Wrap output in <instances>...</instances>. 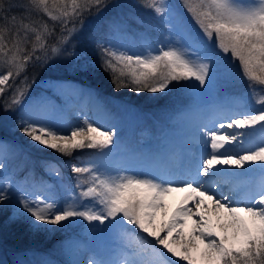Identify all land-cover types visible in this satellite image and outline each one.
Here are the masks:
<instances>
[{
  "label": "snow or ice",
  "instance_id": "obj_1",
  "mask_svg": "<svg viewBox=\"0 0 264 264\" xmlns=\"http://www.w3.org/2000/svg\"><path fill=\"white\" fill-rule=\"evenodd\" d=\"M181 4L196 28L166 0H143L142 7L170 29L165 46L154 51L149 46L143 54L104 37L95 41L94 56L115 91L159 94L182 81L207 91L218 76L228 80L235 75L247 85L245 96L257 97L254 104L245 102L226 122L205 127L204 148L181 176L112 175L95 163L81 166L66 161L80 191L77 196L65 187L69 196L63 202L13 186L8 177L0 176V206L12 208L10 222L44 232L80 219L107 223L127 239L122 260L90 264H264V0H181ZM107 7L109 0H0V103L6 111L22 104L29 87L22 74L29 65L47 64L65 53L80 59L74 38L82 36L88 16L99 18ZM19 129L36 150L46 148L65 157L82 149H97L104 155L115 144V132L88 120L63 130L22 118ZM257 134L259 143L237 150L242 137L251 141ZM8 148L9 143L0 139V152ZM48 167L54 175H62L55 163ZM255 171L261 174L260 182L242 199L212 191L225 184L231 196H238L237 182ZM174 194L183 195L170 203ZM189 222L191 229L185 232Z\"/></svg>",
  "mask_w": 264,
  "mask_h": 264
},
{
  "label": "rangeland",
  "instance_id": "obj_2",
  "mask_svg": "<svg viewBox=\"0 0 264 264\" xmlns=\"http://www.w3.org/2000/svg\"><path fill=\"white\" fill-rule=\"evenodd\" d=\"M177 1H180L179 3L182 8L176 7L175 0H166V3L173 5L176 11L182 14L186 22L192 24V26L196 28L197 26H195L194 22L191 20L190 14L183 8L181 0ZM86 20L87 23L96 26L97 17L95 15H91ZM160 22L161 27H155L151 33L128 24L130 25L129 29L131 33H124V31L127 30L122 27L121 30L115 33V44L126 45L132 50L143 54H147L149 46H151V50L153 51L161 46H165L170 29L162 22V18ZM69 50L71 49L69 48ZM52 60L47 64H42L41 67L51 69V71H54L57 67L60 68V70L64 68L63 71H59L58 73H69L74 77H76L77 74H82L87 69V67L85 68L83 66L86 64L85 62H79L80 59L77 60L68 55L58 59L59 62L65 60L66 64L60 63L57 65ZM99 73L103 74V72ZM107 76L111 81L109 74H107ZM107 79L108 78L105 80ZM28 83L29 87L20 106L6 111L5 108H3L4 106L2 107L3 103H0V129L6 135L8 139L7 142L9 143V148L5 151L6 155L4 160L0 161V163L5 165V169L0 171V176L8 177L12 181L13 186L19 184L31 192L38 190L40 191L39 194L51 196L63 202L69 196V193L65 191V187H70L77 196L79 195L80 189L76 188L77 177L75 174L71 173L70 168L66 166L65 162L67 159L62 160V158H66L65 156L55 153L50 149L42 148L41 150H36V148L32 147L34 142H31L28 137L22 135L19 129V121L22 118L24 120H31V117L34 116V118L40 122V118H37V112L48 108L51 110L52 114V116L47 118V122L50 125L67 130L70 127L82 124L83 118L75 119L78 117L74 114L76 111L67 112L63 110L64 108L62 106L63 96L67 94L70 96L74 93V95L70 97L73 98L72 100H77V97H79L78 90L80 89L76 84H70V86L65 88L63 82H56L48 78L38 81L29 79ZM191 83L192 82L183 81L180 83L173 82L172 85H170V90L165 93H149L150 99L160 102V99L158 97L156 98V96L169 95L171 89L174 87L176 88L175 97H172L173 99L170 102H176L177 105L181 102L185 103L183 106L178 105L177 107H170L163 110V118L157 120L153 117L155 120L150 122L145 118L148 114H144L134 107V99L130 97L128 89L124 92V96L122 97L124 99L120 100V102L111 98H109V100L107 99V102L114 106V110L110 108L107 102L98 100L95 91L89 93L91 96L90 98L94 100L92 104L93 108L90 112L93 113V117L98 121L108 123L111 126L109 130L115 132V144L111 150H104V155L97 149L77 150L74 153L77 154V156L79 155V157H76L79 159H76L77 162H72L79 163L81 166L95 163L102 171H106L112 175L127 174L152 177L154 171L153 167L155 165L153 155L159 154L156 148L153 149L155 147L154 145L158 143L159 145L160 143L165 144L167 140L176 143L178 139L175 137V132L186 137L183 133V128L186 127L188 123L193 122L194 119H197L200 115H203L205 112L204 110H209L214 107V105H218L215 103L219 101L224 100L223 102H226L227 100H233L235 105L243 106V102L248 101V99L251 98L252 101H255L257 98L245 96L247 85L246 83L245 85L241 83L235 75L228 80H225L222 76H218L217 82L214 85H209L207 91L204 89L187 87V85ZM101 87L108 90L106 85ZM237 93L239 94L237 95ZM230 94H236L237 96L225 98ZM136 96H138V94H136ZM194 103H196V105ZM256 106L260 107L259 105ZM34 108L35 110L37 109L36 112ZM167 110L170 111L167 112ZM4 111H6V114L2 116L1 113ZM152 128H154L155 131H153ZM50 159L57 161L55 164L59 167L62 174L61 176L54 175L52 169L48 167L49 163H54V161L52 162ZM138 169L147 170L141 174H137L136 171ZM16 171H21L33 178L40 177L41 174H44V176H50L52 179L47 180V182H42L43 184L32 183V179L23 180ZM81 179H84V177H81ZM84 187L86 189L87 185ZM11 190L13 189H10V191ZM84 203H89V201H84ZM11 212L12 208L10 206H0V225H3L0 227L2 228V232L0 229V264H65L63 261L68 264H78L81 259L84 258L85 254L101 257L102 259L100 260H112V257L114 258L122 252L124 244L127 243V239L122 236L119 231L109 229L107 223L105 225H100L98 222L89 224L87 221L80 219H76L70 223L65 222V227H56L50 231L36 232L30 229L27 231L28 234L27 232L23 234V232L20 231V234H26V240H23L25 237L16 235L14 231L16 228L13 226L11 227V225H15L8 219ZM21 225L24 230H26L25 224L21 223ZM47 227L52 228V226ZM19 228L23 230V228ZM59 234L68 235L65 239L63 238V240H61L62 244H57L53 241L54 237L56 239ZM5 236L13 239L18 245L23 244L27 247L35 243V241H52L47 244L48 246L45 245V243L41 245V247L47 246L46 248H49L48 250H43V253H37L30 247L19 249L14 245V248L10 247L8 244L5 245Z\"/></svg>",
  "mask_w": 264,
  "mask_h": 264
},
{
  "label": "trees",
  "instance_id": "obj_3",
  "mask_svg": "<svg viewBox=\"0 0 264 264\" xmlns=\"http://www.w3.org/2000/svg\"><path fill=\"white\" fill-rule=\"evenodd\" d=\"M175 1H176V5L179 4L180 2L177 0ZM142 4H143V0H109V7L105 8L104 11L101 13L100 17L97 18L96 26H94L93 24L87 23V20L85 21V26L83 29H81L82 36L80 38H74V41H73L76 45V50L80 53L79 62L83 61L88 65L86 71L83 72L82 74H77V76L74 77L73 75H70L69 73H64V74L58 73L59 71H63L64 68H61L60 70V68L57 67V69H55L54 71H51V69L41 67L42 64L36 63L34 65H29L27 73L22 74V75H27L28 80L30 79L33 81H38L44 78H51V79L67 78V79H75L79 81L81 80L91 85L93 88H95L97 90L96 93L99 97H102L106 100L107 99L109 100V98H111L117 102H120V100L124 99L122 97L124 96L123 94L127 88L121 89L119 92L115 91L112 81H110V78L107 76L108 73L104 72L99 67L98 57L94 56V52L97 50L95 41L101 37H104L106 39L112 40V42L115 44V39H114L115 33L121 30L122 27L128 31V32L124 31V33H131L129 26H126L128 24H131L132 27L136 26V28L143 30L145 32H149V33H151V31H153L155 27H161V22H160L161 18L157 17L156 14L152 12L151 10L143 8ZM136 20H139L140 23H134V21ZM58 31H59V28L57 27V32ZM155 36H158V35H155ZM64 56H67V54L65 53ZM59 58L60 57H57L53 59L52 61H54V63L57 65H59L60 63L66 64L65 60L59 62L58 61ZM98 71L103 72V74H100ZM106 78L108 79L105 80ZM17 83H19V81H17ZM243 84L245 85V83ZM105 85L108 87V90L106 88L101 87ZM175 91H176V88L173 87L169 95H166V96L157 95L156 98L158 97L160 99V102H159L157 100L150 99L149 93L146 94V92H141L140 94H138V96H136L135 92L128 89V92L130 93V97L134 99V102H133L134 107L137 108L139 111H142L144 114H148L147 117H145L146 119H148V122L155 120L153 119V117H155L157 120H160V118H163L164 116L163 110L167 108L177 107L178 105H185L183 102H181L178 105L176 102L175 103L170 102L173 99L172 97H175ZM5 95H7V93ZM2 107H3V104H2ZM169 111L170 110H167V112ZM1 114L2 116H4L6 114V111L2 112ZM0 137L7 138L1 129H0ZM75 157H79V155L77 156V154L73 153L72 157L62 158V160L74 159ZM21 223L23 222L14 223L15 225H11V227L13 226L14 228H16L14 230L16 232V235H22L23 237H25L23 238V240H26V234L25 235L23 234L26 233L28 230H30V228L24 225L26 228V230H24ZM0 224H1V220H0ZM1 226L3 225H0V227ZM19 227L23 228V230L20 229ZM0 229L2 232V228ZM20 231L23 232V234H20L21 233ZM67 236L68 235L59 234V236L56 239L54 237L53 241H55V243L57 244H62L61 240H63V238L65 239ZM5 241H6V243H4L5 245L8 244L10 247H13V248L14 246H17L19 249L21 248L26 249L27 247L23 244L18 245L10 237L5 236ZM50 241L52 240H49L48 242L40 241L41 243L39 241L38 242L35 241V243H32L28 247L32 248V250L36 251L37 253H43V250L49 249L46 247L48 246L47 244ZM43 243H45V245L47 246L41 247Z\"/></svg>",
  "mask_w": 264,
  "mask_h": 264
},
{
  "label": "bare ground",
  "instance_id": "obj_4",
  "mask_svg": "<svg viewBox=\"0 0 264 264\" xmlns=\"http://www.w3.org/2000/svg\"><path fill=\"white\" fill-rule=\"evenodd\" d=\"M176 7L178 8H182L180 3L176 5ZM72 95H74V93H72ZM70 95V96H72ZM59 96V95H58ZM80 96L77 97V102H81L80 100ZM68 100H70V98H68ZM67 101V100H66ZM71 101V100H70ZM77 105V103H76ZM76 105L73 104H68L67 102V111H79L82 110V117L83 118L82 121L84 120H88L89 122L93 123L94 125H99L101 127L102 130H109L111 128V126L108 123H103L101 121H98L96 118L88 115L86 112H84V105L83 108L81 107V104H78V108L75 107ZM257 107V106H256ZM87 109V107H85V110ZM90 110V109H89ZM46 112V114H45ZM233 112H235V110H228L226 107L223 109H220L219 111H209L208 110V114L205 115L202 118H197L196 120H194L191 123H188L186 125V127L183 128V133L186 135V137H183L182 135H180L178 132H175V137L178 139V141L174 144L171 143V149H173L171 152H167L164 155V159L163 157L160 156V161H161V169H162V173L161 172H157L155 167L154 171H153V176H159L161 174H168L171 176H174L175 174H179L180 176L183 175L187 169H189L192 165L193 162L195 161L196 158L199 157L201 151L204 148V145L202 144V133L205 129V127L207 128H213L218 126L219 122H226L227 117L226 114L231 115ZM49 114V115H48ZM75 114V113H74ZM37 115L39 116V121H43L44 123H48L47 122V118H49L50 116H52L51 114V110H49L48 108H45L43 111L37 112ZM34 122H38L37 119L33 120ZM226 131H235V129H226ZM243 140L242 144H239L236 146L237 150H244L246 148H248L249 146L253 145V144H257L260 142L261 137L259 136V134H257L255 137H253L251 139V141L249 140H244V138H241ZM136 141V140H135ZM228 147H233L231 145H229ZM255 167V166H254ZM139 168V167H137ZM147 169H138L136 171L137 174H141L142 172L146 171ZM231 171H243V170H237V169H230ZM150 171V170H149ZM175 172V173H173ZM261 179V174L259 173V171H255L252 172L248 177L238 181V188H239V195L238 196H231L228 195L229 199H242L244 193L249 190L250 188L254 187L255 185H257L260 182ZM229 185H225V184H221V186L219 188H213L212 191L215 192L218 196L222 193L224 195L229 194ZM36 193H39L40 191H35ZM180 195L183 194H174L173 197L169 198V202L170 203H176L179 201V197ZM231 197V198H230ZM191 207H193L194 211H195V206L194 205H190ZM191 229V223L189 222V228L185 229V232L189 231ZM144 235V234H141ZM151 239V238H149ZM97 255V254H96ZM100 259H102L101 257H95L94 256H90L89 254H85L84 258L81 259L80 263L78 264H90V261L92 260H97L100 261ZM123 259V253H119L117 256H115L114 258L112 257V260H122ZM178 264H184V262H178Z\"/></svg>",
  "mask_w": 264,
  "mask_h": 264
}]
</instances>
